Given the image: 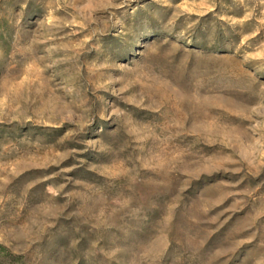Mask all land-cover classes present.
<instances>
[{
	"label": "rangeland",
	"instance_id": "obj_1",
	"mask_svg": "<svg viewBox=\"0 0 264 264\" xmlns=\"http://www.w3.org/2000/svg\"><path fill=\"white\" fill-rule=\"evenodd\" d=\"M0 264H264V0H0Z\"/></svg>",
	"mask_w": 264,
	"mask_h": 264
}]
</instances>
